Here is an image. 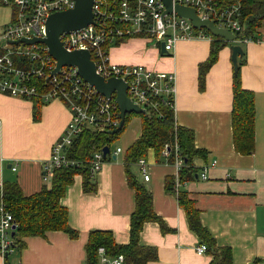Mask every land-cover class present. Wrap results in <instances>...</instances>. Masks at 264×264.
Segmentation results:
<instances>
[{
    "label": "crops",
    "instance_id": "0c3cea01",
    "mask_svg": "<svg viewBox=\"0 0 264 264\" xmlns=\"http://www.w3.org/2000/svg\"><path fill=\"white\" fill-rule=\"evenodd\" d=\"M0 5L11 8L14 20L17 7L2 0ZM211 43L212 38L180 41L173 51L166 52L162 43L134 36L111 43L108 51L111 61L120 65H143L154 72L175 73L176 122L194 130L195 146L201 149L192 161L199 177L194 176L182 188L194 200L202 225L219 245L231 247V264H264V20L253 41H228L201 87L199 65L209 57ZM233 44L243 47V56L238 59L243 58L242 85L255 96L251 154L239 153L234 144ZM34 106L35 100L0 92V186L17 182L25 196L51 186L53 175L45 179L43 165L71 117L61 99L44 102L39 111ZM139 118L140 127H131L124 152L116 159L112 154L113 159L95 175L96 191H84L81 175L67 187L61 203L68 208V221L77 236L50 230L24 237L26 245L16 247L9 255L15 254V259L5 260L0 253V264H85L86 245L95 230L111 231L118 244H129L135 209V190L129 184V175L152 192L155 212L164 222L151 221L143 226L139 244L157 252V258L147 264L211 263V254L197 251L203 242L190 227L185 208L166 189V180L176 175V167L162 156L159 159L154 149H149L146 156L149 180H145L138 164L125 163L127 149L142 133Z\"/></svg>",
    "mask_w": 264,
    "mask_h": 264
},
{
    "label": "built area",
    "instance_id": "2783aa9c",
    "mask_svg": "<svg viewBox=\"0 0 264 264\" xmlns=\"http://www.w3.org/2000/svg\"><path fill=\"white\" fill-rule=\"evenodd\" d=\"M195 9L199 18L214 21L219 27L233 31L238 42L253 41L252 37L238 38L242 31V9L239 0H172ZM6 5L17 7L15 19L0 30V92L32 100L40 97L44 102L61 99L70 110L71 117L64 133L55 141L52 154L43 165L44 177L49 179L55 169L80 167L83 160L69 157L68 150L85 129L106 132L120 124V109L115 96L107 97L85 81L76 66H63L58 72L56 60L44 43L16 45L11 40L46 37V22L50 14L73 8L77 0H2ZM94 22L79 29L65 31L60 35L63 46L69 50H89L95 62L96 72L105 79L120 78L128 83V95L148 112L149 107L160 105L174 107L176 94L175 73L154 72L143 65H120L111 61L108 48L111 43L134 36H144L164 43L166 52L175 49L180 41L212 38L205 28H197L191 19L180 16L175 10L166 12L162 0H95ZM27 59L30 68L19 67L14 56ZM45 79L46 83H35ZM124 152L123 147L111 149L108 155ZM107 155V156H108ZM174 155L173 165L178 172L185 165L179 144H166L162 156ZM103 149L95 151L89 163L91 173L97 175L106 163ZM145 180L150 179L148 160L138 161ZM16 170V168H14ZM206 178V170L203 172ZM15 226V228H14ZM18 224L7 203L0 198V253L6 259L15 251L12 233ZM206 245L197 247L199 253L206 252ZM100 264H124L125 256L108 254L104 246L98 249ZM15 264H24L18 261Z\"/></svg>",
    "mask_w": 264,
    "mask_h": 264
},
{
    "label": "trees",
    "instance_id": "16d2710c",
    "mask_svg": "<svg viewBox=\"0 0 264 264\" xmlns=\"http://www.w3.org/2000/svg\"><path fill=\"white\" fill-rule=\"evenodd\" d=\"M239 1L241 2L243 29L237 33V37L249 36L255 39L258 28L264 20V0ZM227 44L228 41L212 35L210 55L199 65L201 87L205 83L207 73L217 62L220 50ZM14 59L19 67L30 68L33 65L27 59L18 60L17 55L14 56ZM242 65L243 58L239 60V68L234 74L233 81V137L235 148L239 153L251 154L254 150L255 138V96L254 92L243 88ZM40 82L46 83V80H35V83ZM32 100H35V111H39L44 104L43 99L37 97ZM134 116L142 118V133L127 149L125 163L127 165L138 164L139 159L146 158L149 149H154L160 159L165 145L171 146L177 139L179 151L185 159V165L178 172V177L177 175L168 177L166 189L175 194L179 204L185 208L190 227L206 245V253L213 256L210 264H231L233 260L231 247L219 245L208 229L202 225L194 200L182 188L184 184L194 178L196 171L192 161L195 156L201 154V149L195 146L194 130L178 125L174 107L164 105H160L158 108L149 107L146 114L127 113L123 129L114 135L85 129L68 150L69 157L83 160L85 164L80 167L55 169L51 186H45L39 193L25 196L17 182H4L0 186V198L3 197L18 224L14 235L15 248L20 249L26 245L24 237L44 235L50 230L66 231L72 237L77 236L76 230L70 226L68 221V208L62 205L61 199L65 196L67 187L75 182L76 175L82 176L85 192L97 190L95 176L91 173L89 163L92 154L105 146L111 148V144L119 138ZM112 159V156L108 155L105 160L107 162ZM167 162L173 164L174 155L169 156ZM129 184L135 190V209L131 215L130 243L118 244L111 231H92L86 245L85 264H100L98 254L100 246H104L111 256L124 254V264H147L157 258L154 248L139 244L140 236L146 222L154 221L161 225L164 222L155 212L152 192L133 175H129Z\"/></svg>",
    "mask_w": 264,
    "mask_h": 264
},
{
    "label": "water",
    "instance_id": "95a60500",
    "mask_svg": "<svg viewBox=\"0 0 264 264\" xmlns=\"http://www.w3.org/2000/svg\"><path fill=\"white\" fill-rule=\"evenodd\" d=\"M95 0H77L73 8L55 12L49 15L46 22L47 36L46 37H33L31 39L23 38L21 40H11V43H19L20 41L27 44L44 43L48 46L50 54L56 60V68L53 73L58 72L63 66H76L80 75L93 85L99 92L107 97L115 96V100L120 109L121 121L117 128L108 131V134L119 133L125 124L126 115L129 112L137 114H146L147 110L140 107L128 95V83L120 78L105 79L102 75L96 72L95 62L92 59L89 50H67L61 40L60 35L65 31L79 29L94 22L93 18V4ZM166 6V12L176 11L180 16L192 20L193 25L197 28L207 29L211 35L219 37L229 42L236 40V35L233 31L219 27L214 21L204 20L198 17L194 8L184 6L181 4H174L172 0H162ZM164 49V43H162ZM232 49V62L235 72L239 68V56H243V47L239 44L231 45ZM111 151L110 146L103 148L104 155L107 156ZM113 158L117 156L113 155ZM187 161V159H186ZM196 178L199 174L196 173ZM15 228V226H14ZM16 231L12 233L15 235ZM9 254H6L8 258Z\"/></svg>",
    "mask_w": 264,
    "mask_h": 264
},
{
    "label": "rangeland",
    "instance_id": "374dc122",
    "mask_svg": "<svg viewBox=\"0 0 264 264\" xmlns=\"http://www.w3.org/2000/svg\"><path fill=\"white\" fill-rule=\"evenodd\" d=\"M13 15V12L9 6H3L0 5V29L3 28L5 24H8L12 22L13 18L11 17ZM133 122L127 125L126 129L120 134L119 138L116 139L112 144H111V149L114 151L117 147H123L124 141L127 138V135L131 131V127H134L137 125V127H140V118L139 116H135L132 118ZM131 119V120H132ZM129 126V127H128ZM203 244V243H202ZM15 259V254H12L9 257V260L13 261Z\"/></svg>",
    "mask_w": 264,
    "mask_h": 264
}]
</instances>
